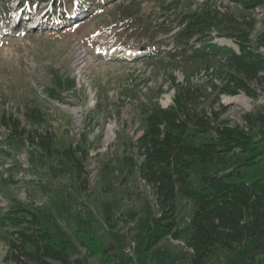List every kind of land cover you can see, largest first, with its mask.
<instances>
[{
  "label": "rangeland",
  "instance_id": "obj_1",
  "mask_svg": "<svg viewBox=\"0 0 264 264\" xmlns=\"http://www.w3.org/2000/svg\"><path fill=\"white\" fill-rule=\"evenodd\" d=\"M26 1L9 0L5 16L0 9V133L12 134V121L17 119L15 126L25 133L6 137L3 143L11 157L23 150L27 163L34 166L31 173L41 179L28 184L0 171V215L21 205L37 213L51 241H71L68 261L48 259L49 264H105L100 253L81 244L76 231L83 228L110 249L119 264H193V249L183 239L167 235L146 248V229L159 212L149 186L138 174L142 158L134 144L145 127L140 104L153 95L166 107L174 94L169 72L176 82H183L184 75L181 68L139 57L148 46V35L170 40L171 34L160 35L159 27L186 9L201 11L205 1L214 7L220 25L211 32L212 40L237 51L239 36L248 33L253 39L264 33V1L246 8L234 0H97L99 7L92 10V2L72 0L73 7L69 5L62 21L57 17L58 0H38L37 12H30L39 16L34 25L33 19L28 21ZM20 2L22 6L17 5ZM14 13L19 17L12 28L7 19ZM171 46L172 42L160 44L161 49ZM259 51L264 53V46ZM76 52L83 57L76 58ZM209 72L201 70L192 80L205 81ZM224 83L217 82L219 87ZM244 86L254 95L208 89L199 105L211 107L215 123L238 124L248 131L245 115L264 111V85ZM32 109L41 113V119L31 116ZM44 134L51 153L38 144ZM211 134L191 129L185 139L198 144ZM259 134L255 128L253 135L259 138ZM23 139L30 145L26 147ZM65 148L80 158V184L74 157L54 150ZM250 156L240 150L204 162L195 156L197 162L188 173L192 185L200 187L202 172L238 168L245 180L261 175L258 166H239ZM175 202L177 224H188L190 199L177 194ZM13 230L10 227L6 235L14 238ZM12 250L0 236V264L21 262L12 258ZM198 264H264V214L262 226L252 236L229 248L211 245Z\"/></svg>",
  "mask_w": 264,
  "mask_h": 264
},
{
  "label": "trees",
  "instance_id": "obj_2",
  "mask_svg": "<svg viewBox=\"0 0 264 264\" xmlns=\"http://www.w3.org/2000/svg\"><path fill=\"white\" fill-rule=\"evenodd\" d=\"M8 1L0 4L4 15L8 13ZM82 1L92 2V10L99 7L97 0ZM234 1L247 8L264 0ZM26 2L31 11L37 9L38 0ZM204 4L206 8L201 11L186 9L187 11L179 12L171 23L159 27L160 35L171 34L170 40L155 39V34L148 35V46L139 59L157 60L163 62V66L169 64L173 69L181 68L184 81L176 82L169 72V88L174 90L172 102L162 107L156 96L148 95L146 101L140 104L145 127L134 144L140 159L142 158L138 174L149 186L159 212L146 229V248L153 247L167 235L174 240L183 239L193 249V264H198L213 244L229 248L232 243H241L252 236L262 226L264 214V111L245 115L249 126V130L245 131L238 124L228 126L225 121L215 123L217 118L210 117L211 107L206 110L199 105L208 89L222 88L229 92L243 90L250 94L253 90L249 86L246 88V83L264 85V53L259 51L264 46V33L253 39L249 38L248 33L239 36L235 40L237 51L217 43L210 34L213 30H218L220 25L213 13L214 7L207 1ZM69 5L70 8L73 7L72 0L57 1L58 19L64 20L63 13ZM169 42H172L170 48L161 49L160 44ZM201 70L210 71L209 79L194 82L192 77ZM219 80L227 83L219 87ZM31 116L36 120L42 117L40 112L33 109ZM4 120L2 117L3 122ZM12 122L14 130L11 137L23 136L25 130L15 126L17 119ZM255 128L260 131L259 138L253 135ZM191 129L201 134H212L209 140L196 144L185 139L186 133ZM38 144L46 147L48 153L53 152H49L51 147L47 134L41 136ZM54 150L60 155L66 152L69 159L74 157L77 170L75 176L80 184V158L74 151L69 154L71 148ZM234 150L251 153L239 166H258L263 173L245 180L238 168L223 173L202 172L200 187L192 185L188 173L197 162L193 157L204 162ZM177 194L190 199L188 224L179 225L176 222ZM38 220L37 213L21 205L1 213L0 236L6 240L9 249H13L12 258L20 259L19 264L29 261L49 264L48 259L63 263L68 261L66 253L71 241H51L49 231L43 229ZM10 227L15 228L12 231L16 234L14 238L6 235ZM76 234L79 235L81 244L90 252L102 255L105 264H119L115 261L113 252L103 248L93 234L84 228L77 230Z\"/></svg>",
  "mask_w": 264,
  "mask_h": 264
},
{
  "label": "built area",
  "instance_id": "obj_3",
  "mask_svg": "<svg viewBox=\"0 0 264 264\" xmlns=\"http://www.w3.org/2000/svg\"><path fill=\"white\" fill-rule=\"evenodd\" d=\"M4 135H5V133H0V138H2ZM29 145H30V143H28L26 141V146H29ZM1 147L3 149L7 150L6 146L1 145ZM13 154H14L13 157H9V156L4 157L3 163L1 164V167H0L3 170V174L10 176L11 178H14L16 180L23 181V182L28 183V184L33 182V181L35 183H39L38 179H41V178L37 177L31 173V167H34V166L29 165L27 163L25 153L19 151V152L13 153ZM15 163H17V165H18V169L12 173L9 172L8 169H10V167L14 166Z\"/></svg>",
  "mask_w": 264,
  "mask_h": 264
},
{
  "label": "bare ground",
  "instance_id": "obj_4",
  "mask_svg": "<svg viewBox=\"0 0 264 264\" xmlns=\"http://www.w3.org/2000/svg\"><path fill=\"white\" fill-rule=\"evenodd\" d=\"M16 11H17V9H16ZM15 13L19 15L20 12H15ZM15 13L12 14L13 16H15V18L13 17L12 22H11V23H13V26H14V27H15V25H16V24H14V23H15V22L17 23V19H18V17H19V16L17 17V15H16ZM16 17H17V18H16ZM28 21H30V15H29V14H28ZM39 21H40V20H39ZM39 21H38V22H39ZM38 22H35V20H33V25H34V24H37ZM79 54H80L81 57H83V56L81 55V53L76 52V56H75V57H76V58L78 57V59L81 58V57H79ZM83 55H84V54H83Z\"/></svg>",
  "mask_w": 264,
  "mask_h": 264
}]
</instances>
